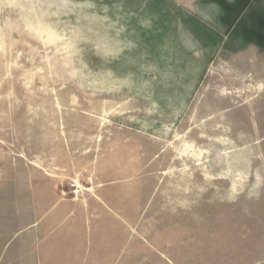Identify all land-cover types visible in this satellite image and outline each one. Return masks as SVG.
<instances>
[{"label":"rangeland","instance_id":"1","mask_svg":"<svg viewBox=\"0 0 264 264\" xmlns=\"http://www.w3.org/2000/svg\"><path fill=\"white\" fill-rule=\"evenodd\" d=\"M13 189L109 193L107 264H264V0H0Z\"/></svg>","mask_w":264,"mask_h":264},{"label":"crops","instance_id":"2","mask_svg":"<svg viewBox=\"0 0 264 264\" xmlns=\"http://www.w3.org/2000/svg\"><path fill=\"white\" fill-rule=\"evenodd\" d=\"M25 197H42L48 203L41 211L30 203L22 212L20 200ZM5 198L11 200L7 207L1 201ZM110 200L109 193L99 190L77 200L51 189L44 194L0 190V264L115 262L127 220Z\"/></svg>","mask_w":264,"mask_h":264}]
</instances>
